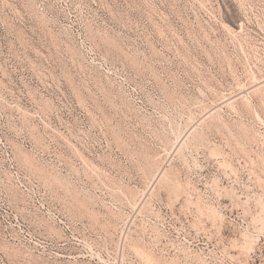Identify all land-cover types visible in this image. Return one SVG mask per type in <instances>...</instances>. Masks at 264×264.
Listing matches in <instances>:
<instances>
[{
  "label": "rangeland",
  "instance_id": "obj_1",
  "mask_svg": "<svg viewBox=\"0 0 264 264\" xmlns=\"http://www.w3.org/2000/svg\"><path fill=\"white\" fill-rule=\"evenodd\" d=\"M0 264H264V0H0Z\"/></svg>",
  "mask_w": 264,
  "mask_h": 264
}]
</instances>
